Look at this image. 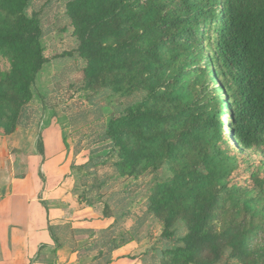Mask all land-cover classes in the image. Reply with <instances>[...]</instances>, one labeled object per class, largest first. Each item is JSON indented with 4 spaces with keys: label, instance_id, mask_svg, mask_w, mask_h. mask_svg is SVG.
I'll return each mask as SVG.
<instances>
[{
    "label": "trees",
    "instance_id": "obj_1",
    "mask_svg": "<svg viewBox=\"0 0 264 264\" xmlns=\"http://www.w3.org/2000/svg\"><path fill=\"white\" fill-rule=\"evenodd\" d=\"M31 2L0 0L2 137L29 119L48 63L41 20L27 15ZM66 16L85 62L82 91L111 109L98 112L99 142L110 149L100 164L122 178L151 177L147 215L161 226L155 264H264V180L251 173L253 188L232 183L238 156L220 146L227 126L241 150L264 152V0H68ZM212 74L227 112L205 97ZM83 174L80 203L97 207L101 195H90L102 183L89 187L97 174ZM103 213L113 218L107 206ZM50 232L57 247L71 235L75 251L70 226ZM128 235L109 239L93 260L109 255L112 264L134 241Z\"/></svg>",
    "mask_w": 264,
    "mask_h": 264
},
{
    "label": "rangeland",
    "instance_id": "obj_2",
    "mask_svg": "<svg viewBox=\"0 0 264 264\" xmlns=\"http://www.w3.org/2000/svg\"><path fill=\"white\" fill-rule=\"evenodd\" d=\"M67 1L32 0L27 8L29 17L37 15L41 20L42 44L48 63L38 76L34 100L28 107L29 119L13 134L17 135L14 139L17 145L13 146L12 143L9 146L10 154L15 156V173H30L27 164L31 165V162L25 160V157L30 155L38 157V173H44L41 159L45 156L46 132L51 142V154L63 153L67 168L71 173H78L80 196L86 189L83 186V173L97 174L98 179L91 176L85 180L89 187L102 183V188L90 197L101 195L98 212L103 213L107 206L109 214L113 217L106 219L109 225L105 224L104 227L91 230L85 235H78L77 241L82 242L78 248L81 260L86 264H106L109 255L103 260H93L98 256L102 245L111 238L130 234L128 236L134 241L128 244L125 258L132 260L131 264H155L157 259H152L151 249L158 243L161 226L147 215L151 177H142L139 180L122 178L113 169L100 164L107 158L110 149L109 142H99L105 120L100 118L98 112L102 108L104 115H108L111 109L101 95L82 91L80 69L85 62L77 59V40L66 16ZM205 56L204 61L208 59V55ZM178 66L185 69L186 61L183 60ZM1 67L5 69L3 63ZM211 76L213 84L205 80L208 90L205 97L214 104H219V108L227 112V97L220 92L221 88L215 76ZM222 119L226 125L229 117L226 114ZM230 139L228 127L225 126V139L220 142V146L231 155H237L240 165L230 181L253 188L251 173H258L264 180V152L261 149L243 151L229 141ZM19 158L23 159L22 163ZM95 164L98 166H94ZM85 165H88L87 169L83 168ZM127 212H130V215L125 217ZM118 217L123 219L114 225ZM112 225L114 226L109 229ZM71 241L68 239V242L72 243ZM127 263L129 264V261Z\"/></svg>",
    "mask_w": 264,
    "mask_h": 264
},
{
    "label": "crops",
    "instance_id": "obj_3",
    "mask_svg": "<svg viewBox=\"0 0 264 264\" xmlns=\"http://www.w3.org/2000/svg\"><path fill=\"white\" fill-rule=\"evenodd\" d=\"M16 136L0 138V264H86L80 260L77 249L82 242L76 238L109 225L108 218L97 207L80 203L78 173L70 172L63 153L51 154L46 132L44 173H38V157L31 155L25 157L31 162L30 173H15L9 146L17 145ZM65 225L74 230L75 251L67 242L71 235L60 237L63 245L57 247L50 232L51 226ZM128 246L113 253L112 264H131L125 258Z\"/></svg>",
    "mask_w": 264,
    "mask_h": 264
}]
</instances>
